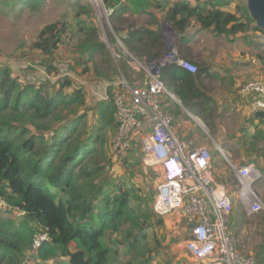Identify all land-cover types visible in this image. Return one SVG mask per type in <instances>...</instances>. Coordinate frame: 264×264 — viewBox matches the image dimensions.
Instances as JSON below:
<instances>
[{
    "label": "trees",
    "instance_id": "obj_1",
    "mask_svg": "<svg viewBox=\"0 0 264 264\" xmlns=\"http://www.w3.org/2000/svg\"><path fill=\"white\" fill-rule=\"evenodd\" d=\"M102 1L114 6V23L129 11L151 18L156 29L132 25L118 36L129 57L146 64L155 62L164 52L160 51L163 37L159 21L150 12L151 7L161 9L163 22L176 34L179 57L188 62H192L188 46L194 42L186 35L189 29L225 38L250 32L263 34L244 3L229 10L233 0H153L152 5L150 0ZM160 1L167 5L165 9ZM42 2L3 0L0 10L11 13L26 7L35 12ZM67 29L60 23L46 25L32 48L53 56L67 37ZM73 33L75 65L83 67L81 76L105 78L100 83L113 82L104 63L89 66L96 56L106 60L108 55L96 28L81 21ZM195 64V73L170 65L161 70L160 78L184 109L196 116L208 115L213 101L202 83L209 68ZM119 65L126 70L125 60ZM54 70V66L46 67L47 73ZM55 85L47 81L23 83L8 65L0 64V197L7 210L22 214L18 222L0 221V264H23L40 230L48 237L37 250L42 261L59 256L68 264H159L163 247L151 229L162 227L163 217L151 212L139 187L127 178L110 176L113 160L108 136L114 135L117 126L111 98L94 105L96 121L90 125L84 110L88 89L76 86L68 77L56 80ZM113 90V86L107 89L110 97ZM253 127L250 144L263 142L264 121L258 120ZM253 163L255 167L258 164L255 160ZM260 175L263 179L264 169ZM213 178L227 188L215 175ZM254 259L256 264H264V241Z\"/></svg>",
    "mask_w": 264,
    "mask_h": 264
},
{
    "label": "rangeland",
    "instance_id": "obj_2",
    "mask_svg": "<svg viewBox=\"0 0 264 264\" xmlns=\"http://www.w3.org/2000/svg\"><path fill=\"white\" fill-rule=\"evenodd\" d=\"M121 1L127 3L132 0ZM171 1L173 2V0ZM2 2L3 0H0V3ZM149 3L152 5L154 2L150 0ZM241 3L246 5L245 0H233V5L229 9L233 11L235 4ZM161 5L162 9L167 7L165 3L161 2ZM113 7L112 4L106 5L102 0L98 4H94L90 0H43L40 9L35 12H31L26 7L22 10L16 9L11 13L0 10V64L8 65L13 76L19 78L23 83L38 84L47 81L56 86L55 82L59 75H68V78L76 86H84L88 91L92 90L97 87L96 83L100 84V81L105 78H97L93 75L81 76L83 67L75 65L77 54L75 53L76 38L73 32L76 30L77 22L84 21L96 28L99 40L108 52L106 60H101L100 56H96L94 62L89 64L90 68L94 67L95 63L99 67L104 63V69L108 70L113 81L122 77L130 85L136 82L143 83L144 72L142 69H138L137 64L131 60L118 36L123 35L132 25L149 26L153 29L157 27L151 24L152 20L148 15H136L130 11L124 14L118 20L119 22L114 23L111 16L105 13V10ZM79 8H84L89 13L79 12ZM150 12L158 18V28L160 27L162 32L163 47L160 51L165 50L168 45L177 48L176 34L168 24L163 22L161 9L151 7ZM53 23L67 25L69 29H67L65 33L67 37L63 38L59 49L53 56L47 57L34 50L32 45L37 40L40 30ZM192 32H194L193 29ZM188 47L189 51L195 55L196 63H203L209 68V75L204 78L202 83L207 96L213 101L209 106L208 115L191 114L182 107L174 95L172 98L159 97L158 101L163 111L173 118L172 127L180 138L190 139L198 146L206 147L212 156L216 157L217 164L221 165L223 171H215L212 174L228 187V196L233 206V223L229 230L231 239L239 254L254 258L259 245L264 241V178H261L254 187L263 209L257 214L247 216L239 203L238 187L231 167V165L235 168L241 166L231 163L226 146H223L222 150L228 158V162L222 159L217 150L216 140L226 141L232 137V134L246 132V129L243 128L244 123L240 124L242 120L236 116L239 109L240 112L245 110L254 116L259 112L253 107L252 98L244 99L242 97L243 100H240L239 89L251 81H258L264 85V34L250 32L225 38L214 36L207 31L197 30L194 42ZM124 60L127 65L125 71L119 65ZM194 62L190 63L195 66ZM47 66H54L56 70L51 74L47 73ZM98 90L100 88L93 91ZM251 97H256V95L252 94ZM96 103L97 96L92 93L87 94L84 110L88 112V124L90 125L96 121L93 109ZM245 107L246 109H244ZM191 130H194L196 135H192ZM108 137L109 148L112 136ZM247 148L252 153L251 156L258 162L256 168L261 173V169H264V141L257 144H250L248 141ZM233 152L231 154L235 155L238 150ZM112 164L111 178H127L132 184L139 187L149 209L154 213L157 181L151 170L142 164L138 145H135L126 158ZM212 166L213 164H211V171L213 170ZM7 209L0 212V221L18 222L22 219L20 215L11 213ZM164 219L165 217H163L162 227L151 229L155 232L156 238L161 240L160 244L163 247L158 257L159 264H192V260L188 259V255L184 252L175 254L173 251L176 240L178 242L186 240L185 232L179 229L177 234H172L173 231L166 229ZM152 220H156V216H153ZM27 255L34 258L33 261L25 258L23 263L64 264L59 256L50 258L46 262L42 261L38 257L37 250H31Z\"/></svg>",
    "mask_w": 264,
    "mask_h": 264
},
{
    "label": "built area",
    "instance_id": "obj_3",
    "mask_svg": "<svg viewBox=\"0 0 264 264\" xmlns=\"http://www.w3.org/2000/svg\"><path fill=\"white\" fill-rule=\"evenodd\" d=\"M91 1V0H90ZM100 0L91 1L98 4ZM114 9L105 10L111 16ZM134 61L145 74L143 83L128 84L119 80L102 82L89 91L97 102L110 98L116 109L117 126L110 142L113 162L127 157L138 145L142 164L155 175L154 210L165 217L179 213L187 236L184 250L192 264H256L235 249L230 236L232 201L227 188L215 182L211 171L212 154L204 146L183 139L173 129V118L163 111L158 98L173 97L160 78L162 69L176 65L189 73L196 68L181 59L177 50L168 45L161 57L151 64ZM68 77L59 75L57 80ZM113 86L112 97L108 87ZM100 88L98 91L94 89ZM244 98H252L253 107L264 112V85L251 81L239 89ZM254 94L256 97H251ZM218 152L224 156L222 150ZM238 187L239 203L247 216L260 212L262 204L254 191L260 181V172L254 165L238 168L231 165ZM174 168L175 171H170ZM7 208L0 197V212ZM190 227V228H189ZM48 241L47 234L39 231L33 239L32 250H38Z\"/></svg>",
    "mask_w": 264,
    "mask_h": 264
},
{
    "label": "crops",
    "instance_id": "obj_4",
    "mask_svg": "<svg viewBox=\"0 0 264 264\" xmlns=\"http://www.w3.org/2000/svg\"><path fill=\"white\" fill-rule=\"evenodd\" d=\"M193 31L194 32H192V29H189V31L186 33V35L187 36H191L192 40L194 41L195 33L197 32V28H194ZM194 56L195 55L193 54V52L190 51V58H191V61H193V62L195 61L194 60ZM194 63H196V61ZM239 96H240L239 97L240 100H243L242 96L240 94H239ZM240 103H241V101H240ZM244 109H246V107ZM240 111H241L240 109L237 111L236 116L240 120H242V122L240 124L244 123L243 128L246 129L245 130L246 132L245 133L232 134L231 135L232 137H230L229 140H226V141H224V140L221 141L220 139H217L216 140V144L221 150H222L223 146H226L227 155H228L229 160H231V163L233 162V163H235L238 166L254 165L253 162H254L255 159H254L253 156H251L252 153H250L247 150L248 149L247 146H248L249 136L252 135L253 131H254V127L253 126L257 124L258 120L254 117L253 114L250 115L249 112H247L245 110H243L242 112H240ZM190 133H192V135H196V132H194V130H191ZM236 150H238V152H237L238 154L236 153L235 155H232L231 152L234 153L233 151H236ZM222 152H223V150H222ZM221 157H222V159L225 162H228V160H227L228 158L225 156V154H224V156L221 155ZM216 161H217L216 157L212 156L211 164H213V166H212L213 167V170H212L213 174H214L215 171L216 172H218V171L222 172L223 171L221 165L217 164ZM227 190H228V187H227ZM9 212L15 213V214L17 213V215H20V217L22 216V214L20 212H18V211H12L11 210ZM164 224H165V227H166L167 230L169 229L170 231H173L172 234H177V231L179 229H181L184 232V222L181 219L179 213L173 212V213L165 216ZM184 242H185V240L182 241V242H178V240H176V243H175V245L173 247V251H174L175 254L176 253L179 254V253L184 252L186 255H188V253L184 250ZM26 259H32V261H33L34 258H32L30 255H27ZM188 259L191 260L189 255H188ZM61 260L64 261V264H68L66 258L61 257ZM39 261H41V260H39ZM45 262H43V263H45ZM23 264H34V263H26L25 262ZM47 264H49V263H47Z\"/></svg>",
    "mask_w": 264,
    "mask_h": 264
},
{
    "label": "water",
    "instance_id": "obj_5",
    "mask_svg": "<svg viewBox=\"0 0 264 264\" xmlns=\"http://www.w3.org/2000/svg\"><path fill=\"white\" fill-rule=\"evenodd\" d=\"M245 2L250 18L254 21L255 26L264 34V0H245ZM254 117L257 120L264 121V112L259 111Z\"/></svg>",
    "mask_w": 264,
    "mask_h": 264
},
{
    "label": "clouds",
    "instance_id": "obj_6",
    "mask_svg": "<svg viewBox=\"0 0 264 264\" xmlns=\"http://www.w3.org/2000/svg\"><path fill=\"white\" fill-rule=\"evenodd\" d=\"M170 171H172V172H173V171H175V169H174V168H171V169H170Z\"/></svg>",
    "mask_w": 264,
    "mask_h": 264
},
{
    "label": "bare ground",
    "instance_id": "obj_7",
    "mask_svg": "<svg viewBox=\"0 0 264 264\" xmlns=\"http://www.w3.org/2000/svg\"><path fill=\"white\" fill-rule=\"evenodd\" d=\"M91 1H95V0H91Z\"/></svg>",
    "mask_w": 264,
    "mask_h": 264
}]
</instances>
